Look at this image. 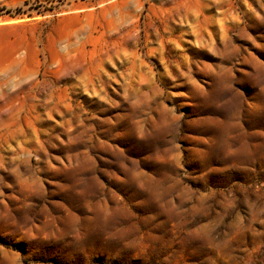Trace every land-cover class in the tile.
<instances>
[{
    "label": "rangeland",
    "instance_id": "1",
    "mask_svg": "<svg viewBox=\"0 0 264 264\" xmlns=\"http://www.w3.org/2000/svg\"><path fill=\"white\" fill-rule=\"evenodd\" d=\"M0 264H264V0H0Z\"/></svg>",
    "mask_w": 264,
    "mask_h": 264
},
{
    "label": "trees",
    "instance_id": "2",
    "mask_svg": "<svg viewBox=\"0 0 264 264\" xmlns=\"http://www.w3.org/2000/svg\"><path fill=\"white\" fill-rule=\"evenodd\" d=\"M12 249H14V250H18V248L14 247V246L12 247Z\"/></svg>",
    "mask_w": 264,
    "mask_h": 264
}]
</instances>
